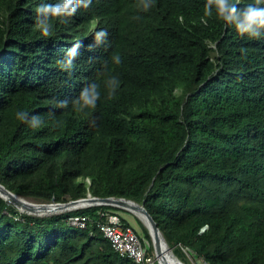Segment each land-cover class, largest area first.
<instances>
[{
	"label": "trees",
	"instance_id": "trees-1",
	"mask_svg": "<svg viewBox=\"0 0 264 264\" xmlns=\"http://www.w3.org/2000/svg\"><path fill=\"white\" fill-rule=\"evenodd\" d=\"M56 2L0 0V183L39 203L131 199L186 264H264V37L206 17V0H154L147 12L139 0H92L45 38L35 10ZM101 28L108 47L95 45ZM77 40L68 72L59 62ZM112 75L120 87L108 99ZM93 82L96 109L75 111ZM18 111L44 125L32 129ZM108 210L123 209L39 216L0 196V264H137L97 227ZM74 214H89V226L69 225Z\"/></svg>",
	"mask_w": 264,
	"mask_h": 264
},
{
	"label": "clouds",
	"instance_id": "clouds-1",
	"mask_svg": "<svg viewBox=\"0 0 264 264\" xmlns=\"http://www.w3.org/2000/svg\"><path fill=\"white\" fill-rule=\"evenodd\" d=\"M91 3L92 0H58V2L56 3H42L35 10L37 27L40 30L43 37L45 38L50 37L53 35L52 21L54 19L60 20L61 23H68L69 18L74 17L75 14L78 12V10L88 9ZM153 5H154V0H139L138 7L141 11L147 12L153 7ZM204 15L208 18H212L215 15V18H217L220 21H223L225 25L233 27L236 33L240 37L246 36L250 39H261L262 37H264V0H254L253 3H249L242 7L240 6V0H236L235 3L233 2V0H206V3L204 5ZM136 19H139V17H136ZM203 22L207 23L206 20H204ZM93 38L96 46L104 45L105 47H108L110 44V42L108 41L107 29L101 28L99 30H94ZM82 46H83L82 41L77 40L73 44L71 49H69L65 59L59 62L60 67L63 70L71 72V70L75 66L74 65L75 59L80 55L79 49ZM241 52L242 55L246 58L247 56L246 50L242 49ZM112 61L116 65H119L122 62L121 57L118 54L112 57ZM105 67L107 66L105 65ZM105 87L107 88V92H108L107 98L113 99L116 95L117 90L120 87L119 78L115 75L109 76L105 81ZM100 98H101L100 85L95 82L89 83L82 88L79 96L72 101L73 108L77 112H86V110H95L97 107V102L100 100ZM68 103L69 102L67 100H61L56 103L55 107L64 109L68 107ZM16 117L21 122H24L27 125H29L32 129H38L44 125V121L38 115L30 116L29 113L25 111H18L16 113ZM90 123L94 124L95 121H91ZM86 207H90V206H86ZM86 207H81V208H86ZM114 207H118V206H114ZM118 208H122V207H118ZM122 209L127 211V209L124 208ZM107 212L117 213L122 218V221L126 226L132 227L130 224L125 223L123 219L126 220V218L122 216L119 210H108L103 213H107ZM74 215H78V214H74ZM102 218L103 219L100 221L104 220L103 214H102ZM208 227H209L208 225H205L201 229V232L207 230ZM141 238L143 240H147L150 243V247H149V253H150V248L151 247L154 248L152 238L151 240L148 239L147 237H141ZM150 254L156 255L155 248H154V252ZM198 261L199 260L197 259L195 264H197Z\"/></svg>",
	"mask_w": 264,
	"mask_h": 264
},
{
	"label": "water",
	"instance_id": "water-1",
	"mask_svg": "<svg viewBox=\"0 0 264 264\" xmlns=\"http://www.w3.org/2000/svg\"><path fill=\"white\" fill-rule=\"evenodd\" d=\"M0 196L6 199L9 203L13 204L18 208V210L22 213H29L33 215L45 216L52 215L55 213H62L73 209H78L86 206H94V205H112L122 207L131 212L137 214L149 229V233L153 240L155 253L159 259L160 264H168L165 253L164 246L166 249L173 254L179 260L180 264H186L182 260H180L174 253L173 249L168 245L161 229L159 228L157 222L154 217L150 214L148 209L144 204L138 203L134 200L123 198V197H99V196H91L79 198L76 200H71L68 202H57L55 198L52 199L49 203H39L33 202L29 199L22 197L8 188H6L2 183H0ZM46 206L53 207L56 211L47 214H38L36 210L38 208H45Z\"/></svg>",
	"mask_w": 264,
	"mask_h": 264
},
{
	"label": "built area",
	"instance_id": "built-area-1",
	"mask_svg": "<svg viewBox=\"0 0 264 264\" xmlns=\"http://www.w3.org/2000/svg\"><path fill=\"white\" fill-rule=\"evenodd\" d=\"M103 217L104 220L99 221L97 226L120 256L130 257L137 264H159L157 256L149 253L150 243L143 240L132 227L126 226L117 213H103ZM67 221L71 226L84 229L88 227L91 217L87 214H78L68 217ZM184 250L186 251L185 248ZM197 259L202 264H210L203 258Z\"/></svg>",
	"mask_w": 264,
	"mask_h": 264
},
{
	"label": "rangeland",
	"instance_id": "rangeland-1",
	"mask_svg": "<svg viewBox=\"0 0 264 264\" xmlns=\"http://www.w3.org/2000/svg\"><path fill=\"white\" fill-rule=\"evenodd\" d=\"M29 200L33 201L31 199H29ZM33 202H35V201H33ZM119 211L122 214V216L126 218V220L129 222V224L138 232V234L141 237H145L146 236V232H145L144 226L142 225V223L145 225L143 219H141L137 214H135L134 212H131L129 210H127V211L119 210ZM197 264H202V262L199 260L197 262Z\"/></svg>",
	"mask_w": 264,
	"mask_h": 264
},
{
	"label": "bare ground",
	"instance_id": "bare-ground-1",
	"mask_svg": "<svg viewBox=\"0 0 264 264\" xmlns=\"http://www.w3.org/2000/svg\"><path fill=\"white\" fill-rule=\"evenodd\" d=\"M36 211L38 214H47L56 211V209L53 207L46 206L45 208H38V210ZM164 249V254L166 255L168 264H180L179 260H177V258L166 249V246H164Z\"/></svg>",
	"mask_w": 264,
	"mask_h": 264
}]
</instances>
